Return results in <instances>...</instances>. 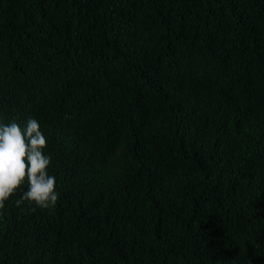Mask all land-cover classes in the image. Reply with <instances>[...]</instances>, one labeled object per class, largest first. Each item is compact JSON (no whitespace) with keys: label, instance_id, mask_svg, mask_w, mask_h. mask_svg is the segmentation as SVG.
I'll return each mask as SVG.
<instances>
[{"label":"trees","instance_id":"obj_1","mask_svg":"<svg viewBox=\"0 0 264 264\" xmlns=\"http://www.w3.org/2000/svg\"><path fill=\"white\" fill-rule=\"evenodd\" d=\"M29 119L58 201L5 202L0 264H264V0H0Z\"/></svg>","mask_w":264,"mask_h":264},{"label":"clouds","instance_id":"obj_2","mask_svg":"<svg viewBox=\"0 0 264 264\" xmlns=\"http://www.w3.org/2000/svg\"><path fill=\"white\" fill-rule=\"evenodd\" d=\"M46 148L47 139L35 119L23 128L16 122L0 124V209L25 181L28 188L18 205L28 201L45 210L55 206L56 180L47 171L51 157L44 155Z\"/></svg>","mask_w":264,"mask_h":264}]
</instances>
